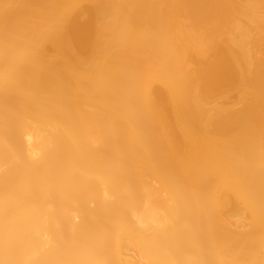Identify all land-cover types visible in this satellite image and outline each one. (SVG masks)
<instances>
[{
  "label": "bare ground",
  "instance_id": "bare-ground-1",
  "mask_svg": "<svg viewBox=\"0 0 264 264\" xmlns=\"http://www.w3.org/2000/svg\"><path fill=\"white\" fill-rule=\"evenodd\" d=\"M0 264H264V0H0Z\"/></svg>",
  "mask_w": 264,
  "mask_h": 264
}]
</instances>
